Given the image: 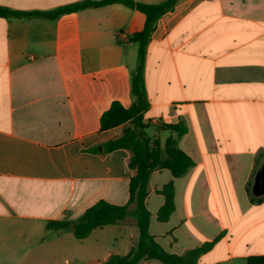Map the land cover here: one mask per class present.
<instances>
[{"label": "crops", "instance_id": "1", "mask_svg": "<svg viewBox=\"0 0 264 264\" xmlns=\"http://www.w3.org/2000/svg\"><path fill=\"white\" fill-rule=\"evenodd\" d=\"M85 1L0 0V7L52 14ZM145 22L120 4L57 18L0 17V264H105L137 246L131 154L103 153L129 124L101 131V117L113 102L133 104L131 38ZM145 50L146 133L163 151L176 140L193 161L182 177L151 174L150 234L177 256L213 243L197 264L263 258L264 195L253 188L264 167V0H180L158 19ZM178 124L187 128L181 137L162 129ZM169 184L175 210L160 222ZM101 200L128 206L130 215L82 240L46 230Z\"/></svg>", "mask_w": 264, "mask_h": 264}, {"label": "trees", "instance_id": "2", "mask_svg": "<svg viewBox=\"0 0 264 264\" xmlns=\"http://www.w3.org/2000/svg\"><path fill=\"white\" fill-rule=\"evenodd\" d=\"M179 1L166 0L160 4H144L134 0H88L59 9L52 14L26 13L0 7L1 18H57L65 13L120 4L137 10L146 17L144 29L131 38V42L138 44L137 63L131 72L133 104L129 109H125L119 102H113L101 117V131L129 124L120 137L103 145V153L124 149L131 154L129 166L135 171V176L129 182V194L130 203H136L134 216L137 219L140 238L137 246L128 255L111 256L105 264H139L143 260H157L162 264H197L199 258L213 247V243H208L189 251L184 256H177L166 252L149 232L150 213L146 207V198L151 174L157 169H165L178 178L185 175L193 166V161L178 148L176 140L170 138L163 151L159 139L149 137L143 123L144 115L149 109L144 83L146 45L158 19L172 11ZM162 129L176 132L179 137L187 131L183 124L164 125ZM162 194L165 197V204L158 212V220L166 222L175 210L173 184L166 186ZM129 215L128 206H117L101 200L88 208L78 220L49 221L46 230L72 232L77 239L82 240L92 231L118 224ZM249 264H264V257L252 258Z\"/></svg>", "mask_w": 264, "mask_h": 264}, {"label": "water", "instance_id": "3", "mask_svg": "<svg viewBox=\"0 0 264 264\" xmlns=\"http://www.w3.org/2000/svg\"><path fill=\"white\" fill-rule=\"evenodd\" d=\"M253 194L256 197H260L264 195V167H261L258 171L254 188H253Z\"/></svg>", "mask_w": 264, "mask_h": 264}]
</instances>
